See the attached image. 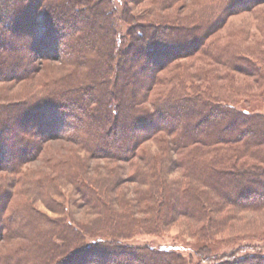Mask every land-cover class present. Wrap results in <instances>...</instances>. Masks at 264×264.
Listing matches in <instances>:
<instances>
[{
	"label": "trees",
	"instance_id": "1",
	"mask_svg": "<svg viewBox=\"0 0 264 264\" xmlns=\"http://www.w3.org/2000/svg\"><path fill=\"white\" fill-rule=\"evenodd\" d=\"M210 3L141 22L127 8L120 20L112 0H0V83L39 77L41 86L31 100L0 103V174L20 175L52 140L131 166L145 142L159 150L142 154L152 190L120 212L100 207L84 190L95 181L79 178L82 199L103 218L75 224L59 218L42 226L27 204L11 208L12 185L0 182V264H193L178 250L127 241L181 216L209 218L216 203L264 210V28L243 48L212 41L227 18L256 12L264 0ZM191 57L205 61L182 72L181 60ZM49 61L57 70L41 78ZM168 156L181 173L172 182L157 177ZM224 243L205 225L195 257L264 264V248L218 257Z\"/></svg>",
	"mask_w": 264,
	"mask_h": 264
},
{
	"label": "rangeland",
	"instance_id": "2",
	"mask_svg": "<svg viewBox=\"0 0 264 264\" xmlns=\"http://www.w3.org/2000/svg\"><path fill=\"white\" fill-rule=\"evenodd\" d=\"M112 1L120 20H122L124 8H127L130 14L137 16L141 22H161L201 11L203 6L212 0ZM263 18L264 6H260L256 12L230 16L212 41L223 45L229 40H237L239 47L243 48L248 45L246 40L250 42L255 39V35L263 34L262 30L260 32V26L264 28ZM120 27L121 32L125 34L128 25L120 21ZM203 61H205L203 58H185L181 60L183 70H180L193 73L194 70L199 69L198 66L202 65ZM46 66L47 68L40 73V77H46L45 71L48 74L56 72L58 64L49 61ZM163 74L166 75V73ZM39 80L38 77L35 82L30 80L20 83H0V103H18L39 96L41 90V86L37 84ZM158 151L157 141L145 142L139 152L140 156L134 160V166H131L130 163L125 162L93 159L86 152L64 140H52L45 143L44 150L36 161L23 167L20 175L2 173L0 182L6 186H9V183L12 185L14 198L11 208H22L27 204L29 218L42 219V226L47 220L59 218H66L70 224H75L94 218H103V209H94L82 199L77 188L80 184L79 178L86 180L89 184L95 181L96 185H91L90 189L84 188V190L90 194L93 192L95 197L100 199V207L106 206L120 212L124 202L135 204L138 195L152 190L148 180H151L153 184L155 179L146 176L149 169L146 167L142 154H158ZM139 171L143 176L145 175V178L137 174ZM157 173L160 181L172 182L181 177L179 171L171 169L169 156L165 158L162 166H158ZM78 174L81 176L77 177ZM96 181L100 182L102 189H98ZM215 205L216 208L213 206L214 211H210L209 218L181 216L175 219L174 223L165 225L158 234H138L127 242L135 246L151 244L154 247L178 250L185 256H191L193 264H210L208 261L195 257L196 240L206 225L207 232L225 241L217 249L218 257L236 250L244 254L255 253L256 248H264V210H244L217 203ZM139 215L143 216L138 214V217Z\"/></svg>",
	"mask_w": 264,
	"mask_h": 264
}]
</instances>
